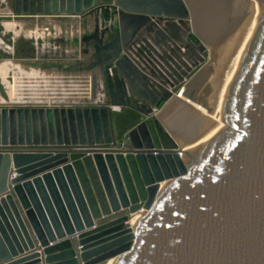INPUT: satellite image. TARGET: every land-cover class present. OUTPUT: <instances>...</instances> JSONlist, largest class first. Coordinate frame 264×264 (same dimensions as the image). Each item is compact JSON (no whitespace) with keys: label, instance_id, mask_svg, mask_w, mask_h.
Here are the masks:
<instances>
[{"label":"water","instance_id":"obj_1","mask_svg":"<svg viewBox=\"0 0 264 264\" xmlns=\"http://www.w3.org/2000/svg\"><path fill=\"white\" fill-rule=\"evenodd\" d=\"M7 2L94 29L88 100L0 104V264H264V0Z\"/></svg>","mask_w":264,"mask_h":264},{"label":"crops","instance_id":"obj_2","mask_svg":"<svg viewBox=\"0 0 264 264\" xmlns=\"http://www.w3.org/2000/svg\"><path fill=\"white\" fill-rule=\"evenodd\" d=\"M6 7L10 9L9 4ZM19 17L13 19L11 28L14 36L9 53L12 55L11 71L17 76L26 73V77L21 75L20 78L26 79L28 86L39 88V92L28 95L31 92L27 86L26 94H22L23 98L16 102L56 104L88 100V75L76 66L85 57L81 37L93 31L94 24L85 26L79 18L70 16ZM0 35L3 36V33Z\"/></svg>","mask_w":264,"mask_h":264},{"label":"rangeland","instance_id":"obj_3","mask_svg":"<svg viewBox=\"0 0 264 264\" xmlns=\"http://www.w3.org/2000/svg\"><path fill=\"white\" fill-rule=\"evenodd\" d=\"M7 1L8 0H4L3 2H1L0 0V33L1 32L3 33V36L0 35L1 38L0 40L2 41L0 47L4 49V50L0 49V104L24 105L25 103H17L16 101H18L20 98H23L22 94H26V90L28 86L26 83V79L20 78L22 77L21 75H23V77H26V73L17 76L14 72L11 71L12 55L9 54L11 51L12 42L14 41V36L11 33V28L13 26V19L15 18L16 20L17 18L20 17L15 16L10 12V9L6 7V4H8ZM107 16L108 14L105 15V19H107ZM87 24L88 25L94 24V21L91 18V16L87 19V22L84 23L83 25L86 26ZM193 40L197 41L195 38H193ZM2 51H7L8 53ZM28 87H29V92H31L28 95H32L33 92L34 93L39 92L38 91L39 88H35V86H28ZM50 92L51 93L53 92L52 88ZM181 98L183 99V97ZM46 105H50V104H46ZM192 105H194V107L198 109V107L195 104ZM160 106L161 104L158 105L157 108H160Z\"/></svg>","mask_w":264,"mask_h":264},{"label":"bare ground","instance_id":"obj_4","mask_svg":"<svg viewBox=\"0 0 264 264\" xmlns=\"http://www.w3.org/2000/svg\"><path fill=\"white\" fill-rule=\"evenodd\" d=\"M139 103H141L142 105H145L144 102H143V103H142V102H139ZM191 103H192V104H195V105L198 107V109H197V108L194 107V105H193V107H194L195 109H197L201 114H203V115H205V116L211 118V120H213L214 123H216V124H218V125H220V126H223V122H222V119H221V118H219V117L216 116L215 114L211 113L210 111L206 110L205 108H203L202 106L198 105L197 103H193V102H191ZM192 104H191V105H192ZM199 108H200V109H199ZM207 111H208V112H207ZM182 150L192 152V151H195L196 149H193V148H189V147H185V146H183V149H182ZM180 155H181L182 157H184L183 152L180 153ZM163 185H164V182L160 183V187L163 186ZM142 211H143V210H139L138 212L134 213V214L128 219L127 223L130 225V227H131L132 229L134 228V225L136 224V222H137L138 218L140 217V214L142 213ZM114 259H115V258H110V259L106 260V262H105L104 264H112L113 261H114Z\"/></svg>","mask_w":264,"mask_h":264}]
</instances>
